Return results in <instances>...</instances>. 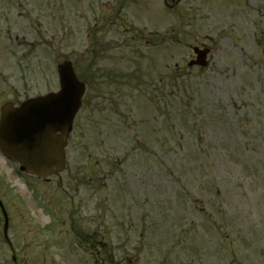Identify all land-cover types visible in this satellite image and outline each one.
I'll list each match as a JSON object with an SVG mask.
<instances>
[{
  "label": "rangeland",
  "instance_id": "rangeland-1",
  "mask_svg": "<svg viewBox=\"0 0 264 264\" xmlns=\"http://www.w3.org/2000/svg\"><path fill=\"white\" fill-rule=\"evenodd\" d=\"M148 1L163 5L0 0L1 12L15 18V35L25 37L16 56L0 50V108L9 98L57 91L65 60L84 69L91 94L67 165L85 168L82 177L98 175L95 197L117 213L105 217L106 233L100 228L85 242L78 236L95 231L92 205L78 207L71 228L70 212L60 216L48 204L51 193L65 204L66 195L55 194L60 180L39 183L38 208L50 217L45 231L32 189L18 186L9 204L19 264H96L87 248L139 250L143 224L146 248L103 254L109 264H264V0ZM8 29L0 21L1 43ZM150 32L158 44L143 40ZM194 45L212 49L205 69L187 66ZM133 74L153 80L134 88ZM5 161L0 185L11 189L23 177ZM62 179L68 190L79 182L69 170ZM79 189L78 201L86 192ZM2 242L0 263L12 264Z\"/></svg>",
  "mask_w": 264,
  "mask_h": 264
},
{
  "label": "water",
  "instance_id": "water-1",
  "mask_svg": "<svg viewBox=\"0 0 264 264\" xmlns=\"http://www.w3.org/2000/svg\"><path fill=\"white\" fill-rule=\"evenodd\" d=\"M59 72L60 92L31 100L10 113L4 110L0 122L1 150L30 174L52 175L63 168L66 134L81 104L84 86L78 82L71 63L62 64ZM58 131L64 136L57 135Z\"/></svg>",
  "mask_w": 264,
  "mask_h": 264
},
{
  "label": "flooded vegetation",
  "instance_id": "flooded-vegetation-1",
  "mask_svg": "<svg viewBox=\"0 0 264 264\" xmlns=\"http://www.w3.org/2000/svg\"><path fill=\"white\" fill-rule=\"evenodd\" d=\"M92 181H93V177H91L90 178ZM0 195L2 196V197H4V192L1 190L0 191ZM10 195L12 196L13 194L10 192V194H8V199H9V197H10ZM5 199V198H4ZM85 201H91V202H93V198H87V199H84ZM0 218H1V213H0ZM1 220H2V218H1ZM14 245H15V247L17 248L18 247V242H16V239H13L12 240V242H11V244L10 243H8V246L10 247V249L14 252L15 251V247H14Z\"/></svg>",
  "mask_w": 264,
  "mask_h": 264
}]
</instances>
